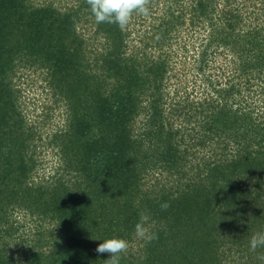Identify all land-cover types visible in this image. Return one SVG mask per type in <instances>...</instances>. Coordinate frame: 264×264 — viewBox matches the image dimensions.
I'll use <instances>...</instances> for the list:
<instances>
[{"label":"trees","instance_id":"1","mask_svg":"<svg viewBox=\"0 0 264 264\" xmlns=\"http://www.w3.org/2000/svg\"><path fill=\"white\" fill-rule=\"evenodd\" d=\"M149 9L121 31L86 0H0V264H104L112 238L120 264H264V0Z\"/></svg>","mask_w":264,"mask_h":264},{"label":"clouds","instance_id":"2","mask_svg":"<svg viewBox=\"0 0 264 264\" xmlns=\"http://www.w3.org/2000/svg\"><path fill=\"white\" fill-rule=\"evenodd\" d=\"M150 0H86L89 10L97 24L107 23L117 25L124 31L129 25L133 14L149 16ZM170 204L163 203L162 211H167ZM150 217L147 213L139 214V221L135 225L134 236L136 238L151 242L158 239V235L150 231L147 226ZM258 247H264V233L253 235L250 240V248L256 251ZM129 249V242L122 238L106 239L95 249L98 254H108L104 264H120L121 254ZM264 260V256L260 257Z\"/></svg>","mask_w":264,"mask_h":264},{"label":"rangeland","instance_id":"3","mask_svg":"<svg viewBox=\"0 0 264 264\" xmlns=\"http://www.w3.org/2000/svg\"><path fill=\"white\" fill-rule=\"evenodd\" d=\"M44 1V0H42ZM248 5L252 4L251 1L247 2ZM163 5V4H162ZM255 8L257 9V6H255ZM255 8H250V10H255ZM42 75L37 76L34 78L33 76H29L28 78H26V81H24V84L22 85V88H24L26 90V94L28 95L26 103L28 106V111L30 112V116L36 117L37 114L40 112V110H42L41 108V103L44 100H49V98H51V95H44V89L42 87V84L40 83L42 80ZM38 78V80H37ZM25 80V79H24ZM43 96V98H41ZM48 97V99H47ZM31 99V100H30ZM58 114V112H57ZM64 121V116L59 114V116L54 120V122L50 125L48 132L52 133L54 131H56L59 127L60 124H63ZM60 123V124H59ZM59 126V127H58ZM47 132V133H48ZM47 134H45L46 136ZM45 143L49 144V140H46ZM40 144V142H39ZM42 149V153H40L39 155V166L38 169L36 170L37 174H35V176H37L39 179L42 178L43 176H49V174L52 172L54 174V172L56 171V167L58 165L56 156L54 151L52 150L51 146H46L44 144V146L41 148Z\"/></svg>","mask_w":264,"mask_h":264}]
</instances>
